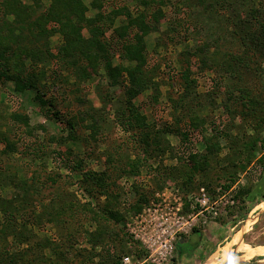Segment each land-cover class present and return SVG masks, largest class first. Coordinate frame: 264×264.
I'll return each instance as SVG.
<instances>
[{"label": "rangeland", "instance_id": "obj_1", "mask_svg": "<svg viewBox=\"0 0 264 264\" xmlns=\"http://www.w3.org/2000/svg\"><path fill=\"white\" fill-rule=\"evenodd\" d=\"M84 1L88 5L90 0ZM122 2L132 14L142 10L134 1ZM162 9L168 18L178 19L180 16L173 14L168 7ZM94 12L89 10L87 15L92 16ZM119 22L117 19L116 26ZM164 29L165 23H160V31L145 38L149 63L153 65L159 61V65L161 64L160 69L155 72V80L161 83L158 105H152L149 101V91L133 100V104L140 107V113L146 116L150 126L147 130L159 132L163 125L168 123L175 128L174 111L169 114L170 109L167 107L163 110L162 106L170 103L169 99H178L181 95L180 65L182 63L186 66L190 58L186 59L184 52L193 49L195 39L196 44H201L198 41H204L212 46L213 37L219 36L221 32L217 24L209 26L208 29L205 27L204 31L201 27L200 35L192 36L185 35L181 26L177 25L166 34L162 33ZM19 33L20 31H15V35ZM21 33L23 35H17L14 39L15 43L29 46L32 42L28 32L23 30ZM221 33L223 39H226L227 33ZM48 41L51 52L56 53L62 37L55 34L49 37ZM227 43L225 47L229 52L232 47L229 41ZM210 52L212 51L207 49L203 56L213 62H220L224 51L212 52L213 54ZM33 60L34 64L35 58L27 59L25 66H28L27 74L34 73L33 76L37 78L36 74L40 72L42 64L37 61L32 69L29 66ZM195 60L194 57L191 58V61ZM260 60L263 61L260 66L250 62L247 66L248 72L243 73L242 79H234L233 84L223 77L217 82V86L212 85L211 78H214V75L208 71L198 79L195 89L198 97L193 101L196 104L193 109L203 121L198 124L197 129L189 131L186 124L182 125V130L188 132L186 146L193 149L198 157L205 153L203 140L215 148L208 152L207 167L202 171H195L187 185L184 184V175H172V169L177 166L175 156L181 155V152L177 150L178 138L169 132L160 133V142L157 141V146L154 143L152 147L157 148V154L150 153L151 156L141 167L138 179L122 173L127 160L133 159L136 154H143L140 153L141 143L137 142L141 136L140 129L127 130L120 124L124 88L118 85L109 87L104 79L102 66L97 68L95 77L88 80L81 76L80 65L63 70L62 67L49 66L55 72L56 78L48 79L43 88L40 86L41 80L38 84L40 89L46 92L45 98L52 101L51 107H48L56 114L52 120L40 114L39 106L32 100V91L15 92L12 82H0V138L7 136L17 140V153L1 158L5 166L2 174L4 178L14 176L13 181L19 182L20 195L26 197L25 202L29 200L32 212L24 216L25 220L20 221L17 226L19 228L8 231L10 236H6L7 254H2L1 263L9 264L8 257L14 256L13 264H110L120 254L128 251V245L124 247L121 244V237L117 239L112 236L109 239L108 236H102L101 239L100 236L97 240L91 237L104 221H96L82 211L79 205L91 202V206L98 210L104 207L105 194L99 192L100 188L96 185L92 187L94 197L87 195L85 190L78 187L80 175L76 177L77 184L74 182L75 178L70 180L63 177L67 172L56 169L50 160V150L56 140L59 137H67L65 121L73 122L72 136L78 138L75 141L62 142L59 148L66 155L82 160L91 172L100 174L105 168H109L110 182L113 183L109 187L112 190L109 195L111 203L114 195H120L118 210L124 212L122 220L115 225L109 222V225L120 236L126 217L140 213L151 201L170 198L165 188L174 185L184 195L204 188L210 201L216 202V214L206 213L205 223L201 225L198 221L192 232L177 242L172 264H202L214 253L218 258L223 249L226 256L232 251L235 256L240 252L235 244L231 245L235 235H240L241 239L238 240L247 246L263 245L264 208L258 207L264 204V148L261 144L264 142V59ZM85 63L86 61L82 65ZM117 63V58L112 59L113 65ZM193 77L194 75L191 76ZM12 112L26 115L28 126L36 127L35 130H29L32 133L30 136L23 133V126L18 123L14 125L9 121ZM91 118L95 121L97 119L98 122L93 137L90 135L91 130L86 127ZM39 125L44 128L39 129ZM51 137L53 139H50ZM252 149L254 151L251 154ZM109 158L110 162L106 164ZM148 166H151V169ZM156 168H159V174H155ZM31 179L33 183L30 182ZM135 182L138 183L139 190L149 197L148 203L142 205L138 212L127 208L133 200L132 186ZM12 192L10 187L0 188V197H11ZM52 196L60 197L55 199L56 204L50 201ZM61 200L64 202L63 207H67L69 202L72 206L69 210L64 209L57 218L53 207H58ZM183 203L186 209L187 204L185 205V201ZM110 252L114 256L110 257ZM254 261L255 259L250 260Z\"/></svg>", "mask_w": 264, "mask_h": 264}, {"label": "trees", "instance_id": "obj_2", "mask_svg": "<svg viewBox=\"0 0 264 264\" xmlns=\"http://www.w3.org/2000/svg\"><path fill=\"white\" fill-rule=\"evenodd\" d=\"M122 1L90 0L86 5L83 0H29L28 3L21 0H0V82H12L15 92L32 91L34 93L32 100L39 106L40 114L44 118L52 120L56 115L55 111L48 108L51 107L52 101L51 99L47 100L46 92L40 89V86L43 88L48 79L56 78L55 72L50 68L51 65L56 68L62 67V70L80 65L81 76L87 80L94 78L98 73L97 68L102 66L107 85L109 87L118 85L124 88V102L119 115L120 124L127 130L140 129L141 136L137 142L141 143L140 153L143 154L142 156L136 154L133 159L127 160L122 173L133 175L138 179L141 167L151 156L150 153L157 154L155 151L157 148L152 147L154 143L156 145L157 141L160 142V133L169 132L178 138L180 149L177 148V150L181 152V155L175 156L177 166L172 169V175H184V184L187 185L192 180L195 171H202L207 167L208 152L215 148L214 145H209L203 140L205 153L198 157L193 149L186 146L188 132L182 130V125L187 124L189 131H192L197 129L198 124L200 125L203 121L202 118H198L193 109L196 105L193 101L195 97H198L195 92L197 81L208 71L217 80L211 78L212 85L217 86V82L223 77L233 84L234 79H242L243 73L248 72L247 66L250 62L260 66V63L263 62L260 59H264L263 0H131L136 2L137 6L142 7V10L137 11L136 14H132ZM163 7H168L173 14L180 15L179 18H168L163 12ZM89 10L95 11L92 16L87 15ZM117 19L120 22L116 26ZM160 23H165V29L162 32L164 34L177 25L181 26L183 33L187 36L200 35L201 27L204 31L205 27L208 29L209 26L213 27L217 24L224 35L227 33V38L224 40L221 32L218 34L219 36L212 35L214 36L212 46L204 41H198L201 44H196L195 39L193 49L184 52L187 55L186 59L190 57V60L188 59L186 66H183L182 63L180 65L181 95L178 99H169L170 103L162 106L163 110L167 107L170 109L169 114L172 110L174 111L175 128L168 123L163 125L159 132V130H147L150 126L147 124L146 116L140 113V107L134 105L133 100L140 97L145 91H149V101L152 105H158L157 98L160 95L161 83L155 80L157 76L155 72L156 69H160L161 64L159 65V61L153 65L149 63L145 38L151 33L159 32ZM16 30L20 31L17 35H23L21 33L23 30L28 32L32 43L29 46L15 43ZM209 31L211 34V30ZM55 34L62 37V42L57 47L56 53H53L48 39ZM226 41H229L230 47H232L229 52L225 47ZM155 43L157 42L155 41ZM207 49L215 53L224 51L220 62H213L212 59L203 56ZM192 57L196 60L191 61ZM32 58H35V63L33 64L34 60L30 62V68H35L37 61L42 64L40 72L38 71L36 74L37 78L33 76L34 73L27 74L28 66H25V61ZM114 58L118 60L115 65L112 64ZM85 61L86 63L82 65ZM193 75L194 77L191 78ZM169 78L171 79L170 76ZM38 81H40V86ZM9 121L14 125L18 123L23 126L25 128L23 133L28 136L32 134L29 130L36 128L29 127L27 116L19 112H12ZM90 121L86 127L91 130L90 135L93 137L97 131L96 123L98 124V122L97 119L95 121L92 118ZM64 126L68 134L66 138L59 137L50 150L52 164L56 169H63L67 172L63 177L70 180L75 178L74 182L77 184L76 177L80 175L81 180L78 187L85 190L87 195L94 197L92 187L95 185L100 188V193L105 194V206L99 210L92 207L91 202L79 205L82 211L88 213L96 221L101 219L105 223L98 226L91 234L92 239L97 240L100 236L101 239L102 236H108L109 239L112 236L117 239L121 237V244L124 247L128 245V251L124 253H133L136 244L130 241L126 232L122 230L120 236L109 225V222H113L115 225L124 217V212L118 210L119 203L117 204V202L120 195H114L112 203L109 197L112 194L109 187L110 184H113L110 182L109 168L106 166L107 169L105 168L100 174H97L88 170L82 160H76L75 157L66 155L59 145L66 140L75 141L78 137L72 136L73 122L65 121ZM37 127L44 128L42 125ZM0 143L2 144L0 149V188L10 187L13 190L11 197H7L8 199L0 197V216L2 217L0 219V264H3L1 256L3 253L7 254L6 236H10L8 231L19 228L17 226L20 225V221L25 220L24 216L32 212H30L29 200L25 202L26 197L20 195L19 182L13 181L14 176L4 178L2 174L5 166L1 158L17 153V140L3 136L0 138ZM261 144L264 148V142ZM253 151L252 149L251 154ZM171 154L174 157V152ZM262 159H264V155ZM109 162L110 158L106 164ZM148 168L151 169V166ZM155 174H159V168H156ZM161 177L164 178L163 175ZM49 180L54 182L52 179ZM30 182L33 183V179ZM137 184L135 182L132 186L134 196L127 207L133 212L140 211L142 205L147 204L149 200V197L139 190ZM56 198L60 197L52 196L50 201L56 204ZM43 206L45 207V205ZM63 206L64 202L62 201L58 207H53L57 218L64 212V209H71L72 203L69 202L67 207ZM96 206L99 207L98 204ZM124 253L116 257V260L110 264H120V257ZM112 254L110 252V257L114 256ZM13 257H8L9 264H13Z\"/></svg>", "mask_w": 264, "mask_h": 264}, {"label": "built area", "instance_id": "obj_3", "mask_svg": "<svg viewBox=\"0 0 264 264\" xmlns=\"http://www.w3.org/2000/svg\"><path fill=\"white\" fill-rule=\"evenodd\" d=\"M165 190L170 198L151 201L140 213L126 217L124 231L136 247L133 253L120 257V264H172L177 242L188 236L198 221L203 225L206 213L216 214V202L210 201L204 188L189 195L174 185Z\"/></svg>", "mask_w": 264, "mask_h": 264}, {"label": "bare ground", "instance_id": "obj_4", "mask_svg": "<svg viewBox=\"0 0 264 264\" xmlns=\"http://www.w3.org/2000/svg\"><path fill=\"white\" fill-rule=\"evenodd\" d=\"M262 206L264 208V204L258 205V207ZM257 207V208H258ZM240 235H235L231 242V245L235 246L240 250L237 255L233 256V251L231 254L227 256L223 253L224 249L221 251V255L216 258L215 253L212 254L209 258H207L202 264H245L250 260L255 259L256 264H264V244L257 246H247L242 243ZM236 242V243H235ZM234 250V249H233Z\"/></svg>", "mask_w": 264, "mask_h": 264}, {"label": "water", "instance_id": "obj_5", "mask_svg": "<svg viewBox=\"0 0 264 264\" xmlns=\"http://www.w3.org/2000/svg\"><path fill=\"white\" fill-rule=\"evenodd\" d=\"M245 264H256V263H255V261H254V262H250V261H249V262H247V263H245Z\"/></svg>", "mask_w": 264, "mask_h": 264}, {"label": "crops", "instance_id": "obj_6", "mask_svg": "<svg viewBox=\"0 0 264 264\" xmlns=\"http://www.w3.org/2000/svg\"><path fill=\"white\" fill-rule=\"evenodd\" d=\"M22 2H24V3H28L29 2V0H27V2H25V1H23V0H21ZM84 1V0H83ZM85 2V1H84ZM90 2V1H89ZM86 5H87V3H85ZM89 4V3H88Z\"/></svg>", "mask_w": 264, "mask_h": 264}]
</instances>
